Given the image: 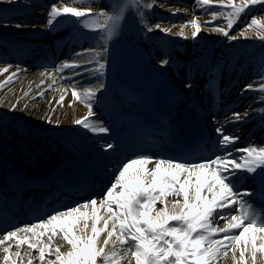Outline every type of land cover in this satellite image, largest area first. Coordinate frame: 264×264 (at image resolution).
I'll list each match as a JSON object with an SVG mask.
<instances>
[{
    "label": "bare ground",
    "instance_id": "bare-ground-1",
    "mask_svg": "<svg viewBox=\"0 0 264 264\" xmlns=\"http://www.w3.org/2000/svg\"><path fill=\"white\" fill-rule=\"evenodd\" d=\"M210 6H218L220 9L214 16H221L226 18L225 22L222 24L212 25V23L217 21H211V18L201 15L194 9L186 6H179L177 4L168 3L167 0H153V6L151 9L143 8L142 16L144 17L143 24L148 27L150 25L160 24L161 28H170L171 33L165 34L158 29L153 28L152 34L156 36H167L174 39L181 44H191L197 46L208 47L209 44L218 42L224 39L222 47L220 50L211 49L213 55L217 57V62H222L229 57V54L235 53L238 56H243L247 59H256L257 62H262V68L259 73H252L248 71L246 63L244 65L241 63H234V68L236 70H242L241 78L244 80L240 85V91L238 95L247 97L244 101V105L249 104L248 109L242 110L239 108L238 112L241 113V122L244 123L249 117L255 115H262L264 117V40L260 37L264 36V28L257 25H251L253 19H257L264 24V6H259V15L254 13V18L248 22L246 25H238L237 21L243 19L241 16L249 14L254 7L247 3V0H209ZM141 5H143V0H141ZM206 5V4H204ZM234 5L236 8L243 7V11L237 14L233 11ZM64 7H74L78 10L88 11L90 9V23L89 27L99 29L98 25H102L107 17L110 15L108 0H74L72 3H67L60 8H57L58 15H51V12L44 13L43 10H39L38 13L35 12L34 8L26 3L25 0H16L15 3H3L0 4V180L4 177H8L6 172H10L11 175H16L21 177L20 186H26V188H35L37 185L35 180L46 173L51 166L57 164L62 160L70 163H74L73 159L63 156L61 150H65L70 144L77 143L82 145L87 149H92L97 152H103L104 144L103 140L97 139V137H102L105 133L93 132L88 129H84L82 126L76 125L75 121L88 116L89 99L87 93L89 90L100 92L103 87V80L100 79L97 71L98 62L105 63L104 54L107 50V45L105 40L102 38L97 40L94 45H88L87 41L81 42L78 45V40L72 45V40L66 42L70 52L81 49V47L89 46L88 49L83 51H77L78 54L73 62L67 65L83 66V68L78 73H87L82 79L72 80L69 76L66 78L60 77L56 70H49L48 68H33L35 63H41L44 58L41 56V51L49 49L53 51L55 43H57L62 35H48L45 30V26L42 22L57 21L60 18L68 16L70 14H62ZM255 8H258L257 6ZM155 9L161 11H170L172 14L179 12L184 16V20H180L175 15H171L170 20L166 22L157 21L153 18L152 11ZM106 14V15H105ZM25 17L28 23H23L21 19ZM196 20L202 25L201 32L195 38H191V33L193 31L190 24L185 26V22ZM228 19L233 20V26L231 29L227 27ZM7 21V24H5ZM35 21H41V23H36ZM23 23L25 26L22 28H16L14 25L17 23ZM244 22V21H242ZM221 27L225 31L229 32V37L236 35L237 39L231 40L229 37H225L223 32L214 31V27ZM181 29L184 35L189 37L188 39H183L179 35ZM243 32V35H240ZM7 40V44H4ZM5 47V48H4ZM37 49L35 53H30L34 56V60H27V63L23 64H12L11 62L17 61L21 62L22 57L19 54L25 50L29 53V49ZM6 49V50H5ZM204 50V49H203ZM76 52V53H77ZM14 55L7 59L6 54ZM75 53V52H74ZM75 53V54H76ZM96 53H100L97 56ZM74 54V55H75ZM200 54V53H199ZM199 55L193 56L196 57ZM237 56L235 60H237ZM71 59V58H70ZM69 59V60H70ZM22 65L23 67H18ZM106 66V63H105ZM4 68H8L5 72ZM234 73H237L236 71ZM15 74V75H13ZM71 73L69 75H73ZM97 75L98 80L92 81L89 85L77 86L74 82H79L85 78ZM11 77V79H9ZM247 81V82H245ZM88 84V83H87ZM251 84L252 89L245 91V85ZM102 85V86H101ZM179 88V86H176ZM73 92L78 93V97L73 96ZM63 96L64 99L61 102L60 97ZM96 97V95L94 96ZM93 97V98H94ZM17 105L16 109L13 111L12 106ZM50 118L51 123L46 122ZM260 118V117H259ZM205 119V118H204ZM89 121L93 123L97 128L103 127V124L98 119L97 115L93 112V116L89 117ZM207 125L210 126L216 132L218 126L223 125L225 131L229 128H233L232 125L236 123L234 120H230L226 123L217 124L214 123L212 119L206 118ZM237 125V123H236ZM258 125L264 128V118H260ZM236 136L237 133H230ZM264 131L260 135H255L254 140L257 145L249 146L248 148H255L259 151L264 148L261 144V138ZM259 137V138H258ZM242 138V137H241ZM239 137V140L241 139ZM59 153V154H58ZM95 153L88 154L86 158L85 168L91 170L92 172H97L94 169L93 164L89 161ZM97 154V153H96ZM99 155V154H97ZM60 156V158H59ZM246 157V153L240 157H237V163H243ZM50 164V165H49ZM155 163L147 165L148 168L154 167ZM102 165V164H100ZM139 165L129 170L128 179L131 186H135L141 183L138 177H135V172L139 169ZM100 169H104V166H100ZM169 174L163 168L159 175ZM207 173L200 178V184L202 188L206 184ZM159 187H167L166 184H160ZM20 188V187H19ZM20 189L14 190L9 194L10 200L6 201L7 204L13 201H17ZM24 200H27L24 197ZM32 199L34 197H28ZM171 198L169 197V200ZM20 200H22L20 198ZM12 204V203H11ZM100 201L97 200V207H99ZM11 209H14L13 205L9 204ZM162 205L157 203L156 208H161ZM18 214L22 217L29 218V211L26 210L24 206H18L16 208ZM15 209V211H16ZM218 209L217 211H219ZM31 217V216H30ZM37 223V219L33 218ZM214 221L216 226L222 227L226 221L216 218L214 214ZM64 223L67 225L69 220H65ZM175 223V222H170ZM34 223L22 224L20 227L31 226ZM19 227V228H20ZM240 232L239 229H237ZM39 231V229L37 230ZM46 235L43 238L49 245V252L45 254V260L42 262L39 259L38 251L33 249H28L27 245H21L19 249L16 247L18 240L23 238V233H18V237L13 240H5L0 243V264H4L3 249L9 247L10 253L13 259L16 260V264H47L49 260H54V249L60 244H64L60 247V252L65 253L70 246L66 245V242H62L60 236H54L49 242L48 236L52 235L51 230L47 229ZM31 236V234H28ZM73 235H76L75 229L73 230ZM264 235L256 230L250 233H246L244 239L231 248L226 255H220L217 257L216 264H252L251 256L249 253L245 252L244 260H240V252L245 250L246 247L251 246L252 240H255L257 247L262 243L260 237ZM223 233H218L215 238H222ZM106 238V234H101L98 238V245L103 246V240ZM0 239L3 236L0 235ZM115 240V237L113 238ZM34 242V240L30 241ZM113 247V243L110 241L109 244L104 247V252H110ZM121 246L117 244L119 249ZM127 248L128 245H124ZM19 251L21 255L19 257L15 256V253ZM120 259L117 261L113 259V264H135L134 257H130L128 254L121 255L120 252L117 253ZM257 264H261V260L264 259L260 253L257 254ZM96 264H103L102 257L98 256L96 258Z\"/></svg>",
    "mask_w": 264,
    "mask_h": 264
},
{
    "label": "snow or ice",
    "instance_id": "snow-or-ice-1",
    "mask_svg": "<svg viewBox=\"0 0 264 264\" xmlns=\"http://www.w3.org/2000/svg\"><path fill=\"white\" fill-rule=\"evenodd\" d=\"M15 2L16 0H0V4ZM198 3L208 4L209 0H198ZM247 3L254 5L264 3V0H247ZM131 6L135 7L140 14L142 7L151 9L153 0H143L142 6L141 0H131ZM232 7L237 14L243 11V7L236 8L234 5ZM58 14L61 13L53 7L51 15ZM62 14L80 18L90 17L91 13L90 9L86 12L74 7H64ZM119 18V14L108 16L98 27L111 35ZM80 23L83 22L80 21ZM187 24L191 25L193 29L191 38L195 39L201 32L202 25L195 19L185 22V26ZM251 25L264 28V24L257 19H253L249 26ZM24 26L20 22L14 25L16 28ZM232 26L233 20L228 19L227 27L231 29ZM153 28L165 34L171 33L170 28H161L160 24L150 25L145 28V31L151 32ZM213 30L223 32L225 37H229V32L221 27L216 26ZM179 35L183 39L189 38L184 35L182 29ZM240 35H243V32H240ZM229 38L235 40L237 36L233 35ZM260 39L264 40V36ZM96 55L100 56V53ZM159 63L161 67H164L169 64V60L162 59ZM69 66L74 67V65L65 64V67ZM104 68L105 63L98 62L97 71ZM4 71L7 72L8 68H4ZM185 87L190 88L191 83L185 84ZM251 89V84L245 85V91ZM261 91H264V88ZM95 95L96 92L92 90L87 93L89 100ZM73 96L78 97V93L73 92ZM63 99L64 97L61 96L60 101L62 102ZM16 107L17 105H13L11 110L14 111ZM88 108V116L77 119L75 124L93 132L107 133L108 128H97L89 121V117L93 116L91 103L88 104ZM231 120L241 122V113H232ZM46 122L51 123L50 118ZM213 122L215 123V118ZM216 133L219 136V146L224 149L230 143L239 140L238 136L226 132L223 125L216 128ZM112 147L113 145L106 144L104 150L107 151ZM242 151L246 153L243 163H237L230 151L214 156L208 162L187 160L174 162L170 157L153 158L141 154L119 166L108 189L99 198L92 197L70 209L54 212L44 221L31 226L9 230L4 233L0 243L13 240L18 237V233H23L24 236L18 240L16 247L19 249L21 245L26 244L28 249L35 248L39 259L43 262L45 254L50 251L48 243L43 238L46 235L45 230L50 229L52 235L48 236L49 242L54 236H60L61 241L66 242V245L70 247L65 253L60 252V247L64 246L63 243L55 247L53 250L55 259L49 260L47 264H96L98 256L102 257L103 264H113V259L117 261L120 259L118 252L121 255L126 253L134 257L135 264H216L217 257L226 255L231 248L244 239L246 233L256 230L264 234V217H258L250 205L246 211H241L239 215L232 214L230 217L217 211L237 203L240 193L234 191L235 184L232 180V177L236 175L235 169L252 173L257 167L264 168V148L257 151L250 147ZM153 160H155L154 167L148 168L147 165L153 163ZM138 165L140 167L134 175L141 180V183L131 186L126 177L129 176V170ZM162 168L169 174L160 176ZM206 169L209 171L206 184L202 188L200 178ZM260 175L264 177V172ZM158 181L160 184H166L167 187H159ZM98 199L99 207H97ZM157 203H160L162 207L157 209ZM240 209H245L243 203L240 204ZM214 214L216 218L226 221L222 227L216 226ZM65 220H69L67 225L64 223ZM74 229L76 235H73ZM234 229H240V232L235 234L232 231ZM218 233H223V237L215 238ZM101 234H106V238L102 242L103 246H97ZM114 237L115 240H113ZM260 239L262 243L259 247L255 240H252L251 246L240 252V260H244L245 252H247L251 256L252 264H257V254L264 256V235H261ZM32 240L34 242H30ZM110 241L113 247L110 252L105 253L104 247ZM117 244L121 246L119 249ZM124 245L128 247L124 248ZM3 252L4 264H16L9 247H5ZM20 255L19 251L15 253L16 257ZM261 264H264V259L261 260Z\"/></svg>",
    "mask_w": 264,
    "mask_h": 264
},
{
    "label": "rangeland",
    "instance_id": "rangeland-1",
    "mask_svg": "<svg viewBox=\"0 0 264 264\" xmlns=\"http://www.w3.org/2000/svg\"><path fill=\"white\" fill-rule=\"evenodd\" d=\"M257 4H260V5H262V4H264V3H257ZM181 20H182V17H179Z\"/></svg>",
    "mask_w": 264,
    "mask_h": 264
}]
</instances>
